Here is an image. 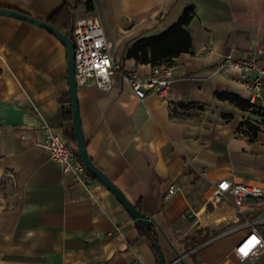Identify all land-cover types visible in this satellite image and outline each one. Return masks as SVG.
<instances>
[{
	"label": "crops",
	"instance_id": "crops-1",
	"mask_svg": "<svg viewBox=\"0 0 264 264\" xmlns=\"http://www.w3.org/2000/svg\"><path fill=\"white\" fill-rule=\"evenodd\" d=\"M65 2L73 27L78 17H97L120 71L138 75L152 65L128 50L193 7L186 25L192 45L173 57L164 94L140 99L119 73L109 90L92 82L77 87L87 152L153 218L167 264H264V253L242 262L234 253L251 226L245 218L264 212V198H247L239 215L228 194L212 197L222 179L264 188V99L246 109L216 96L248 100L237 80L242 74L216 65L223 55L249 50H260L264 61V0H0V6L48 21ZM66 59L65 46L48 30L0 15V264H156L113 194L97 178L87 187L67 184L42 146L45 127L67 138L73 130L64 116L72 112ZM244 120L252 135L239 133ZM170 185L179 189L166 200ZM255 227L264 235V222Z\"/></svg>",
	"mask_w": 264,
	"mask_h": 264
},
{
	"label": "built area",
	"instance_id": "built-area-1",
	"mask_svg": "<svg viewBox=\"0 0 264 264\" xmlns=\"http://www.w3.org/2000/svg\"><path fill=\"white\" fill-rule=\"evenodd\" d=\"M72 40L74 42V78L77 86L92 82L101 90H109L113 85L115 73H119L134 94L142 99L152 91L164 94L173 80V69L176 63L173 58L153 64L145 75L120 71L119 63L113 60L110 53L111 42L107 39L100 20L95 16L86 15L75 20ZM260 55V50L232 52L221 56L216 65V70H230L242 74V77L237 80L248 90V100L251 104H254L256 100L264 99V61ZM260 126L264 125L260 124ZM239 133L252 135L253 132L247 123H243ZM21 137H25V134L22 133ZM42 146L48 152L49 158L60 167L62 177L67 184L87 187L92 183L93 177L86 171L67 137L47 126L44 128ZM178 189L175 185L168 186L163 198L166 200L171 198ZM226 194L230 197L237 214L242 215L244 201L247 198L261 200L264 198V188L222 179L215 185L212 197L218 199ZM262 222H264V212L245 218L244 223H249L251 226L234 247V253L239 261L252 260L264 253V235L255 227V224Z\"/></svg>",
	"mask_w": 264,
	"mask_h": 264
},
{
	"label": "trees",
	"instance_id": "trees-1",
	"mask_svg": "<svg viewBox=\"0 0 264 264\" xmlns=\"http://www.w3.org/2000/svg\"><path fill=\"white\" fill-rule=\"evenodd\" d=\"M71 10V4L65 2L48 19V22L52 23L60 30H64L66 36L69 38H72L71 31L73 30V24L71 22ZM192 17L193 7L190 6L184 10L181 17L174 25H172L160 35L138 40L128 50L127 55L129 57H134L139 62L150 63L153 65L160 61L169 60L181 52L189 51L192 43L191 36L186 29V25H188ZM216 96L221 99H228L237 106L245 107L246 109L251 108L253 105L249 102V100H243L239 96L231 93L222 92L217 93ZM64 116L72 118V112H64ZM243 123L247 122L245 121L242 122V124ZM249 129H251L252 132H255V129L252 125H249ZM66 135L68 136L70 143L74 146L76 151L74 131L72 130ZM91 176L95 178L93 175ZM134 206L141 211L140 201H137ZM136 226L138 229V238H144L145 241L150 245L156 258V264H159L158 251L160 247L158 244V235L154 223L150 221L148 225H143L140 227L138 224H136Z\"/></svg>",
	"mask_w": 264,
	"mask_h": 264
},
{
	"label": "water",
	"instance_id": "water-1",
	"mask_svg": "<svg viewBox=\"0 0 264 264\" xmlns=\"http://www.w3.org/2000/svg\"><path fill=\"white\" fill-rule=\"evenodd\" d=\"M0 15H7L10 17H14L17 19H21L30 23H33L37 26L45 28L54 36H56L65 46L66 49V69H67V82H68V92L70 98V104L72 108V124L73 131L75 134V146L78 157L84 164V167L87 172L97 178L103 186L109 190L113 196L123 205L125 210L128 212L133 221L138 224V226L148 225L150 221L153 220L151 216L144 214L142 211L138 210L132 202H130L124 193L110 180V178L100 169L98 168L92 159L90 158L85 139L83 136L81 122H80V114L78 108V99H77V84L74 78V42L72 38L66 36V34L57 28L52 23L47 20H42L40 18L30 16L26 13L18 11L16 9L1 7L0 6ZM158 247V245H157ZM158 263L159 264H167L164 260L162 252L159 248L158 251Z\"/></svg>",
	"mask_w": 264,
	"mask_h": 264
}]
</instances>
